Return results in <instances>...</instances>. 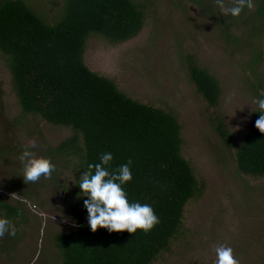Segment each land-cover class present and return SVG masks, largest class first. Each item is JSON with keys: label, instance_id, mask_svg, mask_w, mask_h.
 <instances>
[{"label": "trees", "instance_id": "16d2710c", "mask_svg": "<svg viewBox=\"0 0 264 264\" xmlns=\"http://www.w3.org/2000/svg\"><path fill=\"white\" fill-rule=\"evenodd\" d=\"M253 5L244 9L251 16L242 23L264 19V0ZM61 10L58 20L48 22L25 0H0V118L14 122L19 151L30 149L22 134L40 136L42 159L56 169L51 183L62 189L61 204L74 224L53 236L57 264H155L180 244V254L195 250L187 219L191 206L205 201L207 182L185 152L176 109L127 95L87 60L98 41L119 45L138 36L153 16V0H63ZM211 16L219 22L217 14ZM224 38L235 41L229 34ZM183 59L196 93L217 107L219 79L192 54ZM251 87L264 95L263 84ZM256 111L243 132H233L216 112L208 117L225 150L232 151L235 174L252 178L264 177V133L254 126ZM104 152L113 155L110 171L131 159L132 179L123 187L130 202L151 204L159 217L149 232L89 228L86 197L78 195L75 182ZM0 215L18 228L25 223L20 208L1 199Z\"/></svg>", "mask_w": 264, "mask_h": 264}, {"label": "rangeland", "instance_id": "374dc122", "mask_svg": "<svg viewBox=\"0 0 264 264\" xmlns=\"http://www.w3.org/2000/svg\"><path fill=\"white\" fill-rule=\"evenodd\" d=\"M25 1L48 22L61 16L63 0ZM153 2V16L138 36L119 45L98 41L87 60L127 95L176 109L185 152L207 182L205 201L191 206L187 219L195 250L180 254V244L174 255L155 264H214L219 245L232 247L239 264H264V177L236 175L232 151L225 150L208 122L216 112L233 132L246 130L256 107L251 85H264V19L242 23L251 16L246 10L239 19L223 16L215 0ZM226 3L231 6L232 0ZM208 13L217 14L219 22ZM233 21L237 25L227 28ZM226 34L234 36L233 44ZM186 53L219 79L223 92L217 107L196 93L183 59ZM14 130V122L0 118V199L19 207L25 223L16 227L15 236L0 237V264H57L53 236L74 224L61 204L59 186L24 182ZM21 139L42 158L40 136L22 134Z\"/></svg>", "mask_w": 264, "mask_h": 264}, {"label": "clouds", "instance_id": "9594fccd", "mask_svg": "<svg viewBox=\"0 0 264 264\" xmlns=\"http://www.w3.org/2000/svg\"><path fill=\"white\" fill-rule=\"evenodd\" d=\"M220 14L223 16L237 17L247 8H253V0H232L228 6L226 0H215ZM259 114L254 126L264 133V95L253 97ZM35 146V141L31 142ZM113 159L111 152H104L99 156V163L88 164V170L84 171L75 183L80 188L79 196L86 197L83 207L87 213V224L91 231L98 227L106 228L109 232L124 231L135 233L138 229L149 232L159 223V217L149 203L138 201L130 202L123 185L132 179L129 159L126 163L109 170L107 167ZM22 178L24 182L39 185L41 182H51L56 175V169L50 161L39 158L28 147H25L19 156ZM94 169V171H93ZM16 225L6 216L0 215V237L6 233L15 236ZM214 264H239L233 255V248L219 245L215 248Z\"/></svg>", "mask_w": 264, "mask_h": 264}]
</instances>
